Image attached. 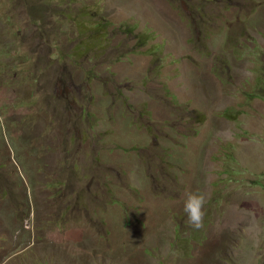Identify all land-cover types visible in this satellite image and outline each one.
I'll return each mask as SVG.
<instances>
[{
    "label": "rangeland",
    "instance_id": "1",
    "mask_svg": "<svg viewBox=\"0 0 264 264\" xmlns=\"http://www.w3.org/2000/svg\"><path fill=\"white\" fill-rule=\"evenodd\" d=\"M0 264H264V0H0Z\"/></svg>",
    "mask_w": 264,
    "mask_h": 264
},
{
    "label": "clouds",
    "instance_id": "2",
    "mask_svg": "<svg viewBox=\"0 0 264 264\" xmlns=\"http://www.w3.org/2000/svg\"><path fill=\"white\" fill-rule=\"evenodd\" d=\"M207 194L204 192L191 193L184 202V212L187 214V223L199 229L203 226L206 215Z\"/></svg>",
    "mask_w": 264,
    "mask_h": 264
}]
</instances>
